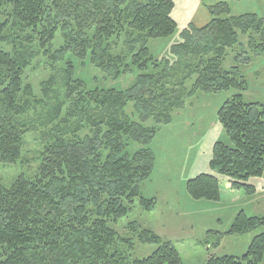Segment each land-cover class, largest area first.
<instances>
[{
  "label": "trees",
  "instance_id": "trees-1",
  "mask_svg": "<svg viewBox=\"0 0 264 264\" xmlns=\"http://www.w3.org/2000/svg\"><path fill=\"white\" fill-rule=\"evenodd\" d=\"M175 5V0H0V44H10L14 51L0 50V169L22 158L26 131L18 119L33 107L24 99L25 94L33 96L24 72L34 58L31 48L36 41L55 69L65 65L67 87L66 101L46 106L51 121L65 110L66 120L56 126V140L43 152L38 176L21 177L11 188L0 183V264H184L172 242L137 223L129 225L131 232L157 249L147 258L132 260L116 248L124 245L133 253L134 239L119 237L111 226L127 217L137 200L147 212L156 206L143 197L142 185L156 165L151 145L161 126L172 121L169 99L155 90L157 75L150 71L160 66L149 43L176 33ZM208 11L212 20L203 28L190 24L170 52L179 60L195 57L200 65L206 64L189 96L199 91L236 92L217 115L229 142L214 144L212 172L190 179L186 186L193 200L217 203L223 183L232 192L253 196L257 189L250 181L264 176V105L245 101L249 85L239 67L251 62L240 36L249 37V52L264 54V18L253 13L231 16L227 3L209 6ZM59 32L64 43L54 49ZM123 33L128 36V55L113 54L111 41ZM235 47L242 48L235 57L238 66L226 70L228 50ZM69 55L89 61L113 80L139 75L125 91H88L77 79ZM171 69L166 61L160 78L170 80ZM58 81L56 74L45 83L46 96ZM130 103L139 122L125 115ZM152 119L155 126L147 127ZM73 120L81 128L90 124V134L67 138L61 125ZM127 142L142 149L132 155ZM262 227L264 216L250 217L242 211L227 233L209 232L208 237L216 235L219 245L225 236H244ZM263 259L264 233L252 240L242 258L213 257L206 264H261Z\"/></svg>",
  "mask_w": 264,
  "mask_h": 264
},
{
  "label": "rangeland",
  "instance_id": "rangeland-1",
  "mask_svg": "<svg viewBox=\"0 0 264 264\" xmlns=\"http://www.w3.org/2000/svg\"><path fill=\"white\" fill-rule=\"evenodd\" d=\"M220 3L229 5L231 16L253 13L264 18V0H175L173 18L178 25L176 33L168 39L152 40L149 43L151 56L160 66L159 71L152 67L150 73L157 75L158 81L155 84L157 95H166L170 101L167 114L171 116L172 123L161 126L159 134L151 145L156 154V165L151 178L142 185L143 197L154 200L155 209L147 212L137 200L127 217L111 225L119 237L134 239L133 253L124 245H117L116 248L118 252L130 256L132 260L151 256L157 247L139 242L137 234L132 233L129 228L131 223H137L142 228L152 230L164 240L172 242L184 264H206L213 257L242 258L252 240L264 232L262 227L244 236H225L219 245L216 235L208 237L209 232L227 233L242 211L250 217L264 216V178H254L250 181V184L257 189L253 196H247L243 191L232 192L223 183L221 200L217 203L195 201L186 189L190 179L212 172L209 163L214 144L229 142L217 115L222 105L236 92L214 94L199 91L194 96H189L199 79V71L206 64L200 65V59L195 57L179 60L170 50L173 45L181 41V32L190 24L198 28L206 26L212 20L208 7ZM9 12L10 10H7V13ZM12 33L13 30L7 32L8 35ZM127 40L128 36L125 33L113 37L111 52L128 55ZM248 40V36H240V43L247 49L251 58L249 65L239 66L249 85L248 91L243 95L246 102L264 105V54L256 57L249 52ZM63 43L64 39L59 32L53 44L54 49L60 48ZM31 49L34 58L25 69L24 82L31 87L33 96L25 94L24 99L31 101L33 107L18 119V122L25 126L26 131L21 160L17 165H4L0 169V183L6 188L13 187L21 177L34 180L38 176L42 154L55 142L56 126L66 120V110L62 116H57V120L51 121L52 118L46 108L47 105L57 107L61 102L66 101L67 87L62 73L65 65H59L55 69L43 55L37 41ZM241 49L235 47L228 50L224 69L229 70L238 66L235 57L242 52ZM0 50L14 52L10 44H0ZM68 61L75 65L76 77L86 84L88 91L95 89L125 91L134 85L139 75L136 72L133 76H123L119 80H113L89 61L82 63L74 55H69ZM166 61L171 63L170 80L165 77L160 78ZM56 74L59 76L58 84L52 87L51 94L46 96L45 83ZM125 115L130 122H139L133 103L125 109ZM89 125L85 124L81 128L73 120L61 125V131L69 139L81 138L90 134ZM146 126L154 127V119ZM127 143V151L132 155L142 149L136 143ZM261 264H264V259Z\"/></svg>",
  "mask_w": 264,
  "mask_h": 264
},
{
  "label": "crops",
  "instance_id": "crops-1",
  "mask_svg": "<svg viewBox=\"0 0 264 264\" xmlns=\"http://www.w3.org/2000/svg\"><path fill=\"white\" fill-rule=\"evenodd\" d=\"M262 178H264V176L262 177ZM221 193H222V188H221ZM260 215V214H259ZM264 233V232H263Z\"/></svg>",
  "mask_w": 264,
  "mask_h": 264
}]
</instances>
